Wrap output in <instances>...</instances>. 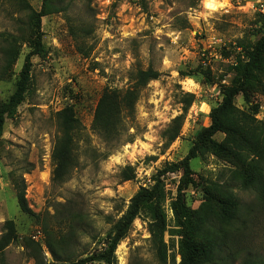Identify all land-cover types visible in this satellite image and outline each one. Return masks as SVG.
<instances>
[{
	"label": "rangeland",
	"instance_id": "1",
	"mask_svg": "<svg viewBox=\"0 0 264 264\" xmlns=\"http://www.w3.org/2000/svg\"><path fill=\"white\" fill-rule=\"evenodd\" d=\"M26 1L39 11L41 0ZM212 1L224 7L211 11L205 6L209 0H63L65 11L41 19L46 55L32 58L26 97L15 117L5 121L0 138V236L8 220L17 233L0 264H35L26 246L29 240L39 245L46 264H73L99 253L139 188H151L159 172L186 157L194 135L210 126V111L232 78L236 48L252 46L264 36V0ZM30 33L28 13L20 10L18 0H0V34L29 39ZM1 47L0 40V102H4L15 90L28 48L23 45L14 66L2 72ZM223 48L231 58L222 56ZM148 68L160 76L140 92L133 114L124 119L126 132L115 146L92 130L98 99L105 89L131 88L136 72ZM187 95L194 101L179 137L167 147L162 133L183 114ZM66 107L74 110L82 126L79 164L65 182L54 184L56 113ZM235 107L248 114L257 110L255 119L264 126L263 96L238 95ZM128 134L133 135L131 143L125 142ZM223 138L214 136L217 142ZM261 140L263 145L264 134ZM127 167L133 169L134 179L123 182L121 172ZM189 169L186 178L182 170L160 178L165 264H180L172 203L197 210L209 181L227 185L241 206L240 222L222 231L228 234L220 244L225 251L218 256L223 259L220 264L264 258V200L243 190L235 178L238 171L251 175L252 164L241 168L234 159L205 155L190 160ZM15 180L24 181L25 198L36 217L20 212ZM216 225L217 230L222 228ZM48 244L65 261H54ZM115 258V264H160L147 221L133 222Z\"/></svg>",
	"mask_w": 264,
	"mask_h": 264
},
{
	"label": "trees",
	"instance_id": "2",
	"mask_svg": "<svg viewBox=\"0 0 264 264\" xmlns=\"http://www.w3.org/2000/svg\"><path fill=\"white\" fill-rule=\"evenodd\" d=\"M62 2L63 0H41L39 11H35L26 0H18L20 10L28 13L31 37L25 39L23 35L0 34L3 57L2 72H6L14 66L23 45L28 48L14 92L6 101L0 102V138L5 121L15 117L17 108L26 97L32 58L41 59L46 55L42 44L41 19L65 11L66 8L62 6ZM241 48L242 46L236 48L239 52L236 53V59L231 63L232 78L222 91V99L210 111V126L201 128L194 135L192 146L186 157L180 163L168 165L159 172L152 179L151 188H139L130 199L124 213L113 223L111 234L105 240L102 251L73 264H115V251L118 245L126 238L133 222L141 218L148 223V233L159 263L165 264L167 247L163 241V234L166 221L162 211L164 185L160 178L163 174L174 173L178 170H182L183 178H186L190 175L189 161L196 157L212 155L222 161L234 159L241 168L252 164L255 171L251 175L243 176L238 171L235 178L243 190H252L260 201L264 200V181L261 179V169L264 165V142L263 145H260L264 126H261L255 119L257 110L248 114L235 107V98L238 95L258 94L264 97V36L252 46L249 45L242 50ZM221 54L225 59L231 58L232 55L226 51V48L221 50ZM159 76L157 71L148 68L144 71H137L132 87L125 91L105 89L98 99L93 113L92 130L116 146L123 133L126 132L124 119L133 114L140 92L149 82L157 80ZM187 97L183 114L175 117L162 133L167 147L179 137L185 113L194 101L192 95H187ZM56 122L59 136L51 152V159L54 163L52 182L61 184L67 180L70 172L79 164L77 143L82 134V126L71 107L57 112ZM217 134L224 136L221 142L214 139ZM132 138L133 135L128 134L125 142L131 143ZM250 156H252L251 160ZM121 177L123 182L133 180V169L124 168ZM14 189L20 212L29 217H36L27 204L24 181L17 182L15 180ZM207 190L204 200L197 210H188L180 202L171 205L176 226L179 228L178 255L180 264H220L223 262V259L218 257L225 252L220 248V244L228 233L222 231L234 229L240 222V203L227 185L209 181ZM216 223L222 228L217 230ZM2 229L0 257L6 248L17 240L13 221H5ZM26 246L30 248L35 264H46L37 243L29 240L26 241ZM47 250L54 261H65L55 252L53 245L48 244ZM226 259L228 257L224 261ZM242 264H264V258L247 259Z\"/></svg>",
	"mask_w": 264,
	"mask_h": 264
},
{
	"label": "bare ground",
	"instance_id": "3",
	"mask_svg": "<svg viewBox=\"0 0 264 264\" xmlns=\"http://www.w3.org/2000/svg\"><path fill=\"white\" fill-rule=\"evenodd\" d=\"M205 6H207L209 8V10H211V11H217V10L224 7V5L213 2L212 0H209V2Z\"/></svg>",
	"mask_w": 264,
	"mask_h": 264
}]
</instances>
